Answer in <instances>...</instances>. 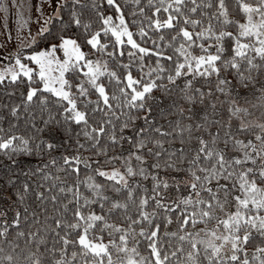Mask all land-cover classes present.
I'll return each instance as SVG.
<instances>
[{
  "label": "snow or ice",
  "instance_id": "snow-or-ice-1",
  "mask_svg": "<svg viewBox=\"0 0 264 264\" xmlns=\"http://www.w3.org/2000/svg\"><path fill=\"white\" fill-rule=\"evenodd\" d=\"M0 12V264H264V0Z\"/></svg>",
  "mask_w": 264,
  "mask_h": 264
},
{
  "label": "rangeland",
  "instance_id": "rangeland-1",
  "mask_svg": "<svg viewBox=\"0 0 264 264\" xmlns=\"http://www.w3.org/2000/svg\"><path fill=\"white\" fill-rule=\"evenodd\" d=\"M34 2L39 3V0H34ZM4 23H5V21L3 19V13L0 12V37H3L4 33L9 31V29H11L13 31V33H15V30L17 28V23L13 17H11V16L9 17L7 28L3 27ZM32 27L35 28L34 22L32 23Z\"/></svg>",
  "mask_w": 264,
  "mask_h": 264
},
{
  "label": "trees",
  "instance_id": "trees-1",
  "mask_svg": "<svg viewBox=\"0 0 264 264\" xmlns=\"http://www.w3.org/2000/svg\"><path fill=\"white\" fill-rule=\"evenodd\" d=\"M0 160H3V158H2V157H0ZM3 162H4V163H7V161H6V160H4Z\"/></svg>",
  "mask_w": 264,
  "mask_h": 264
}]
</instances>
